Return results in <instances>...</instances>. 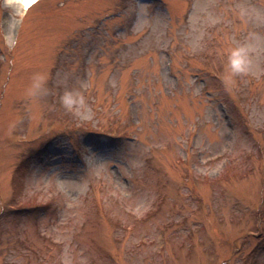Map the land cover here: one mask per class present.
Segmentation results:
<instances>
[{
	"label": "rangeland",
	"instance_id": "obj_1",
	"mask_svg": "<svg viewBox=\"0 0 264 264\" xmlns=\"http://www.w3.org/2000/svg\"><path fill=\"white\" fill-rule=\"evenodd\" d=\"M0 264H264V0H0Z\"/></svg>",
	"mask_w": 264,
	"mask_h": 264
},
{
	"label": "clouds",
	"instance_id": "obj_2",
	"mask_svg": "<svg viewBox=\"0 0 264 264\" xmlns=\"http://www.w3.org/2000/svg\"><path fill=\"white\" fill-rule=\"evenodd\" d=\"M233 55H234V59L231 61L233 68L235 70H241V65L243 61L242 58L240 57V53L237 51Z\"/></svg>",
	"mask_w": 264,
	"mask_h": 264
},
{
	"label": "bare ground",
	"instance_id": "obj_3",
	"mask_svg": "<svg viewBox=\"0 0 264 264\" xmlns=\"http://www.w3.org/2000/svg\"><path fill=\"white\" fill-rule=\"evenodd\" d=\"M35 0H25L24 3H22V0H15V2H18L19 4H23L24 7H27L28 5H30V3H32Z\"/></svg>",
	"mask_w": 264,
	"mask_h": 264
}]
</instances>
